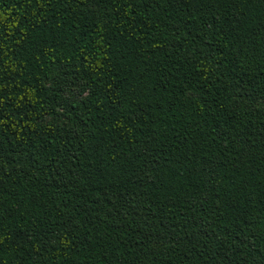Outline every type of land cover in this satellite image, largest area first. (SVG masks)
Returning a JSON list of instances; mask_svg holds the SVG:
<instances>
[{
	"label": "trees",
	"instance_id": "16d2710c",
	"mask_svg": "<svg viewBox=\"0 0 264 264\" xmlns=\"http://www.w3.org/2000/svg\"><path fill=\"white\" fill-rule=\"evenodd\" d=\"M0 264H264V0H0Z\"/></svg>",
	"mask_w": 264,
	"mask_h": 264
}]
</instances>
